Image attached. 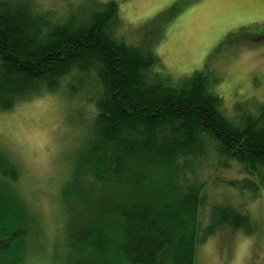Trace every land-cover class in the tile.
Wrapping results in <instances>:
<instances>
[{
	"label": "trees",
	"instance_id": "1",
	"mask_svg": "<svg viewBox=\"0 0 264 264\" xmlns=\"http://www.w3.org/2000/svg\"><path fill=\"white\" fill-rule=\"evenodd\" d=\"M117 10L116 0L69 12L0 0V112L56 91L88 108L59 195L63 241L45 256L43 226L16 190L22 166L0 143V264H196L218 229L258 231L247 211L206 202L197 169L239 164L226 183L264 196V101L231 119L210 72L163 73L150 46L119 32Z\"/></svg>",
	"mask_w": 264,
	"mask_h": 264
},
{
	"label": "rangeland",
	"instance_id": "2",
	"mask_svg": "<svg viewBox=\"0 0 264 264\" xmlns=\"http://www.w3.org/2000/svg\"><path fill=\"white\" fill-rule=\"evenodd\" d=\"M38 1L44 8L69 12L98 0ZM116 2L119 32L125 39L150 46L163 73L174 78L195 69L210 72L217 80L212 88L222 97L221 108L231 119L255 111L264 101V0ZM81 108L88 110L76 97L56 91L0 112V143L22 166L16 190L18 186L43 226L44 256L52 253L51 243L63 241L65 218L59 195L86 138L87 113ZM214 165L207 159L197 169L198 179L206 182V202L226 201L241 208L259 227L252 234L218 229L198 246L196 264H264V196L252 198L226 183L242 177L239 164Z\"/></svg>",
	"mask_w": 264,
	"mask_h": 264
}]
</instances>
